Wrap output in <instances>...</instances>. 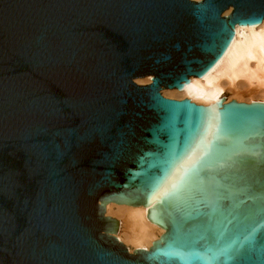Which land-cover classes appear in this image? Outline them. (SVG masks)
<instances>
[{
  "label": "water",
  "instance_id": "water-1",
  "mask_svg": "<svg viewBox=\"0 0 264 264\" xmlns=\"http://www.w3.org/2000/svg\"><path fill=\"white\" fill-rule=\"evenodd\" d=\"M263 20L264 0H0V264H264V103L161 94Z\"/></svg>",
  "mask_w": 264,
  "mask_h": 264
},
{
  "label": "bare ground",
  "instance_id": "bare-ground-1",
  "mask_svg": "<svg viewBox=\"0 0 264 264\" xmlns=\"http://www.w3.org/2000/svg\"><path fill=\"white\" fill-rule=\"evenodd\" d=\"M231 11L227 9L224 16ZM162 91L166 98L188 99L203 107L214 105L225 94L229 95L225 102L264 103V20L259 26H235L226 52L203 78H191L182 92Z\"/></svg>",
  "mask_w": 264,
  "mask_h": 264
},
{
  "label": "rangeland",
  "instance_id": "rangeland-1",
  "mask_svg": "<svg viewBox=\"0 0 264 264\" xmlns=\"http://www.w3.org/2000/svg\"><path fill=\"white\" fill-rule=\"evenodd\" d=\"M225 14V13H224ZM224 14L222 16H224ZM163 92V91H162ZM162 94V93H161ZM164 97V96H163ZM224 97H229L228 94H225ZM177 100V99H176ZM181 100V99H180Z\"/></svg>",
  "mask_w": 264,
  "mask_h": 264
},
{
  "label": "snow or ice",
  "instance_id": "snow-or-ice-1",
  "mask_svg": "<svg viewBox=\"0 0 264 264\" xmlns=\"http://www.w3.org/2000/svg\"><path fill=\"white\" fill-rule=\"evenodd\" d=\"M205 144L207 145V141H205Z\"/></svg>",
  "mask_w": 264,
  "mask_h": 264
}]
</instances>
